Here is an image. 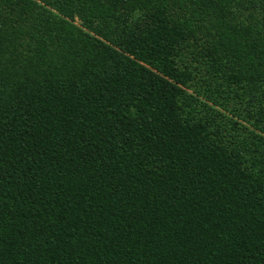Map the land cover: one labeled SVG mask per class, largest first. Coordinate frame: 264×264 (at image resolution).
I'll return each mask as SVG.
<instances>
[{"label":"trees","instance_id":"obj_1","mask_svg":"<svg viewBox=\"0 0 264 264\" xmlns=\"http://www.w3.org/2000/svg\"><path fill=\"white\" fill-rule=\"evenodd\" d=\"M0 264H264V0H0Z\"/></svg>","mask_w":264,"mask_h":264}]
</instances>
